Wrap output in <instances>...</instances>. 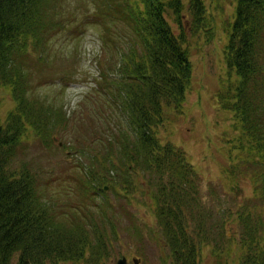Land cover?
<instances>
[{"label": "trees", "instance_id": "trees-1", "mask_svg": "<svg viewBox=\"0 0 264 264\" xmlns=\"http://www.w3.org/2000/svg\"><path fill=\"white\" fill-rule=\"evenodd\" d=\"M56 1L0 0V88H9L14 100L0 123V264H58L85 255L98 264L118 236L108 190L130 205L137 194L150 203L171 264H200L201 247L221 255L233 242L237 264H264V0H235L227 23L226 80L217 100L235 119V135L228 141L225 183L207 186L211 198L203 195L206 181L186 151L161 135L168 116L182 112L191 85L190 37L214 36L205 26V0H188V16L181 15V0H90L93 10L83 16L101 27L103 47L115 61L101 66L94 92L109 103L118 127L105 125L103 153L75 147L89 156L75 179L91 206L70 207L79 213L71 226L56 190L39 187L37 172L17 154L38 137L53 144L71 116L63 104L32 95L30 82L34 72L54 69L58 56L50 42L58 31L77 35L81 29L63 27ZM166 11L176 15L180 32L164 20ZM78 142H68V149ZM237 174L249 176L252 196H243ZM132 228L142 233L139 223Z\"/></svg>", "mask_w": 264, "mask_h": 264}, {"label": "rangeland", "instance_id": "rangeland-1", "mask_svg": "<svg viewBox=\"0 0 264 264\" xmlns=\"http://www.w3.org/2000/svg\"><path fill=\"white\" fill-rule=\"evenodd\" d=\"M181 1L184 3L181 15L188 16V0ZM205 4L210 13L205 26L215 30L214 36H203L199 32L196 41L195 37H190L191 85L182 112L168 116L166 128L161 130V135L186 151L196 171L206 181L202 185V192L209 198V184L225 183L226 156L230 148L228 141L235 135V119L217 100L218 92L226 80L223 49L227 40V23L232 20L235 0H205ZM88 8L93 10L90 0L56 1L55 11L62 18L63 27L81 24L80 32L75 35V31L66 28L59 30L50 42L53 53L58 56L54 60V69L45 68L38 74L34 72L30 78V82L35 85L32 95L55 105L63 104L67 116H71L54 133L56 137L53 144L46 146V139H51L49 136L44 140L38 137L29 145L28 151L17 152L18 158L25 157L37 172L36 184L39 187L44 188L45 192L46 189L48 192L52 188L56 190L57 205L68 216L66 223L70 226L78 221L79 214L71 211L70 207L79 206L87 210L91 206L90 200L82 196L79 181L76 180L82 171L80 167L88 162L89 156L85 151H75V147L85 144V149L88 148L91 155L103 153L99 139L105 136V132L108 133L105 125L110 122L114 129L118 127L117 115L113 114L109 103L101 94L94 92L101 66H111L115 61L110 59L103 47L101 27L97 23H88L83 16ZM175 16L166 11L163 17L176 34L180 32L181 24L175 22ZM186 16L182 17V24L191 30L189 17ZM73 20L75 22L71 25ZM117 28L113 27V31ZM112 37L115 39V36ZM61 74L65 79L60 80ZM0 102L2 123L14 107L9 88H0ZM113 135L116 136L115 133ZM76 140L79 144L68 149L67 143H75ZM63 143L66 149L62 148ZM237 178L243 196H252L253 187L249 176L237 174ZM137 195L134 204L130 205L113 190L105 194L112 204V210L108 213L112 212L116 216L118 236L107 252L104 249L101 253L98 264H116L122 256L126 257L128 264H171V256L158 237L161 232H158L152 207L149 202H142L140 194ZM98 219L101 220L102 216ZM133 222L140 225L142 233L139 236L132 228ZM233 243L231 250L221 255L216 254L211 245L201 247L200 264H237L238 244ZM85 257L86 260H65L58 264H94L89 256Z\"/></svg>", "mask_w": 264, "mask_h": 264}, {"label": "water", "instance_id": "water-1", "mask_svg": "<svg viewBox=\"0 0 264 264\" xmlns=\"http://www.w3.org/2000/svg\"><path fill=\"white\" fill-rule=\"evenodd\" d=\"M107 189V187H105ZM137 263L136 261H134ZM116 264H128L126 257L122 256L120 259L117 260Z\"/></svg>", "mask_w": 264, "mask_h": 264}]
</instances>
